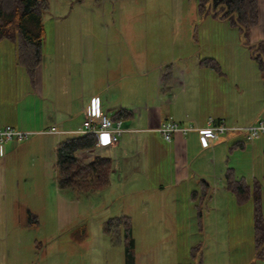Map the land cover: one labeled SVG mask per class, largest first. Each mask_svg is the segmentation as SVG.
<instances>
[{"label": "rangeland", "instance_id": "obj_1", "mask_svg": "<svg viewBox=\"0 0 264 264\" xmlns=\"http://www.w3.org/2000/svg\"><path fill=\"white\" fill-rule=\"evenodd\" d=\"M259 5L263 25L257 33L262 37L264 0ZM43 22L44 48L58 29H66L67 35L59 36L74 40L72 53L78 55L83 30L85 53L90 54L88 44L94 43V61L101 67L104 58L106 70L109 57L110 65L114 61L116 45L126 51L130 39L138 40L137 52L154 64L167 56L174 39L184 51L203 57L221 51L229 42L227 36L241 41L229 20L200 14L197 0H47ZM57 23L69 26L57 28ZM25 74L16 44L0 41V90L8 95L15 80L27 79ZM34 132L26 142L10 146L27 144L38 136ZM237 135L241 134L228 131L221 135L216 151L213 146L204 149L196 158L200 170L195 163L176 172L177 179L193 174L186 182L168 183L173 172L164 163L153 179L148 180L149 172L140 175L142 181L165 184L163 194L126 199L105 191L58 189L55 146L46 137L20 147L23 155L18 150L0 151V264H125V245L113 244L105 230L108 219L124 212L132 218L136 264H200L201 259L202 264L253 260L264 264V257L256 259L253 243L254 198L239 202L227 188L225 176L233 168L237 177L252 185L256 177L264 212V147L259 143L263 135L243 149L231 150ZM77 156L91 157L86 151H78ZM197 173L206 186L196 179ZM193 189L204 192L194 201L189 197Z\"/></svg>", "mask_w": 264, "mask_h": 264}, {"label": "crops", "instance_id": "obj_2", "mask_svg": "<svg viewBox=\"0 0 264 264\" xmlns=\"http://www.w3.org/2000/svg\"><path fill=\"white\" fill-rule=\"evenodd\" d=\"M262 25L259 19L258 24L248 31V37L238 26L231 25L232 29L237 27L241 41L236 42L232 36H227V45L206 57L198 52L184 51L174 39L167 56L155 64L147 62L148 59L137 52L138 40L130 39L126 51L116 45L112 65L109 63L111 57L108 60V70L104 58L101 59L102 66L97 67L94 43L88 44L90 54L85 53L83 30L79 36L81 50L74 55V40L69 36H59V33L67 35L68 31L58 29V35H52L50 46L43 47V60L34 79L18 62L28 80L24 76L15 80L8 95L5 90H0V126L36 131L38 136L17 147L10 144L20 142L9 141L0 145V151L7 154L6 151L18 150V154L23 155L25 150H20V147L26 148L38 137L48 138L56 149L57 144L66 138L63 135L67 134L59 135L48 130L54 126L64 131L78 130L84 120L85 109L98 96L106 113L113 115L120 109L129 112L122 117L125 131L120 141L115 145L97 146L96 150L113 159L110 184L100 191L112 197L124 196L125 199L137 194H163L165 184L142 181L140 175L149 172L146 174L148 180L153 179L165 163L173 172L168 183L178 185L179 181L186 182L193 174L192 177L189 174L177 179L176 172L188 170V167L191 169L190 165L195 163L200 170L201 161L196 160L197 156L208 147L213 146L216 151L222 143V136L206 147L202 146L197 132L188 135L177 133L172 142H166L158 131L162 123L174 120L205 126L209 118H214L231 126H247L264 119V35L261 37L257 33ZM68 26L56 24L57 28ZM206 58L211 61L203 62ZM258 58L262 59V65ZM168 66H171L172 76L168 83L170 89H163V76ZM229 131L241 134L237 135L231 150L243 149L251 143L247 141L244 130ZM259 143L264 147V135ZM168 162H171V167ZM197 174L196 179L200 183L204 178ZM237 178L245 179L243 176ZM194 190L189 193L192 201ZM123 215L131 217L125 212Z\"/></svg>", "mask_w": 264, "mask_h": 264}, {"label": "trees", "instance_id": "obj_3", "mask_svg": "<svg viewBox=\"0 0 264 264\" xmlns=\"http://www.w3.org/2000/svg\"><path fill=\"white\" fill-rule=\"evenodd\" d=\"M46 3L47 0H0V41L7 39L16 44L18 62L26 67L33 79L43 60L46 33L43 12ZM197 3L200 14H212L220 20H229L241 32L245 31V37H248V31L260 19L259 0H197ZM258 59L262 65V59ZM210 61L209 58L203 59L206 63ZM170 67H167L163 76V89H170ZM128 113V110L120 109L111 116L117 120ZM98 142V136L85 134L68 136L57 144L55 167L58 189L91 193L103 190L110 184L113 159L96 151ZM78 151L88 152L90 159L78 157ZM225 176L227 188L236 195L239 202L254 198L253 243L256 259H261L264 257V212L260 183L255 179L252 185L244 178H237L232 168H228ZM200 183L207 185L205 180ZM202 193L194 190L193 199L201 197ZM105 230L109 232L113 244L125 245V264H136L132 218L129 215L112 217L107 220ZM249 264H256V261Z\"/></svg>", "mask_w": 264, "mask_h": 264}, {"label": "built area", "instance_id": "obj_4", "mask_svg": "<svg viewBox=\"0 0 264 264\" xmlns=\"http://www.w3.org/2000/svg\"><path fill=\"white\" fill-rule=\"evenodd\" d=\"M229 130H244L247 140L252 142L256 138L264 135V119L247 126H231L224 121H216L214 118H209L205 126L167 120L158 129L163 140L166 142H172L174 135L177 133L188 135L189 133L197 132L200 137V142L204 147L218 140L222 134ZM124 131L122 119L115 120L110 114L106 113L102 109L101 100L98 96L85 109L84 120L78 130L64 131L58 129L56 126L48 130L51 133L71 136L94 134L99 138L98 146L100 147L117 144ZM34 133V131L18 129L11 125L0 126V145L9 141H26Z\"/></svg>", "mask_w": 264, "mask_h": 264}]
</instances>
